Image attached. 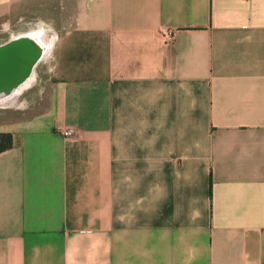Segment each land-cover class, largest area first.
<instances>
[{
    "label": "crops",
    "instance_id": "1",
    "mask_svg": "<svg viewBox=\"0 0 264 264\" xmlns=\"http://www.w3.org/2000/svg\"><path fill=\"white\" fill-rule=\"evenodd\" d=\"M7 21L38 57L0 103L43 87L0 114V264H264V0H0Z\"/></svg>",
    "mask_w": 264,
    "mask_h": 264
},
{
    "label": "water",
    "instance_id": "2",
    "mask_svg": "<svg viewBox=\"0 0 264 264\" xmlns=\"http://www.w3.org/2000/svg\"><path fill=\"white\" fill-rule=\"evenodd\" d=\"M23 48H29L23 41H12L0 46V96L14 90L37 60V50L25 54Z\"/></svg>",
    "mask_w": 264,
    "mask_h": 264
},
{
    "label": "rangeland",
    "instance_id": "3",
    "mask_svg": "<svg viewBox=\"0 0 264 264\" xmlns=\"http://www.w3.org/2000/svg\"><path fill=\"white\" fill-rule=\"evenodd\" d=\"M0 23V43L4 42V40H7L11 35L14 34V31H18L19 28V23H14V21H7L6 23ZM38 71V77L39 81L40 78L44 79L46 78V70L45 67L42 69H37ZM42 82H38L37 85L29 89L27 92H25L22 96L19 97V101L15 103V106H12L11 108L7 104H1L0 103V114L4 115L5 113H13V111H19L20 108L22 109H34L37 103V99H39L41 92L40 89L43 87V85H40ZM7 105V106H5ZM28 110V111H32Z\"/></svg>",
    "mask_w": 264,
    "mask_h": 264
},
{
    "label": "trees",
    "instance_id": "4",
    "mask_svg": "<svg viewBox=\"0 0 264 264\" xmlns=\"http://www.w3.org/2000/svg\"><path fill=\"white\" fill-rule=\"evenodd\" d=\"M14 145V136L11 132L0 131V152L7 150Z\"/></svg>",
    "mask_w": 264,
    "mask_h": 264
},
{
    "label": "built area",
    "instance_id": "5",
    "mask_svg": "<svg viewBox=\"0 0 264 264\" xmlns=\"http://www.w3.org/2000/svg\"><path fill=\"white\" fill-rule=\"evenodd\" d=\"M167 34L171 37V33L167 32ZM64 136L73 137L75 135V131L73 129L67 128L62 131Z\"/></svg>",
    "mask_w": 264,
    "mask_h": 264
},
{
    "label": "bare ground",
    "instance_id": "6",
    "mask_svg": "<svg viewBox=\"0 0 264 264\" xmlns=\"http://www.w3.org/2000/svg\"><path fill=\"white\" fill-rule=\"evenodd\" d=\"M0 95H1V94H0ZM2 97H3V96H0V101H2V100H1V99H3Z\"/></svg>",
    "mask_w": 264,
    "mask_h": 264
}]
</instances>
